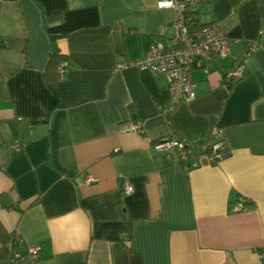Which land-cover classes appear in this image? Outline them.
<instances>
[{"label": "crops", "instance_id": "crops-1", "mask_svg": "<svg viewBox=\"0 0 264 264\" xmlns=\"http://www.w3.org/2000/svg\"><path fill=\"white\" fill-rule=\"evenodd\" d=\"M158 1L0 0V264H264V0L193 6L230 53L194 67L195 96L173 109L164 73L117 67L170 36L177 13ZM249 42L263 47L244 58ZM53 46L67 66L47 81ZM213 127L216 161L186 169L153 148Z\"/></svg>", "mask_w": 264, "mask_h": 264}, {"label": "built area", "instance_id": "built-area-1", "mask_svg": "<svg viewBox=\"0 0 264 264\" xmlns=\"http://www.w3.org/2000/svg\"><path fill=\"white\" fill-rule=\"evenodd\" d=\"M206 1L159 0L157 2L159 7L172 8L177 13L176 18L170 22L172 31L170 36L157 37L139 58L120 59L117 62V67L135 65L139 68H148L154 74L164 73L170 92L167 103L169 109H173L182 99L195 96L196 82L192 75L194 67H201L208 72L211 64L230 53L231 42L226 31L215 22L199 24L192 15L193 6ZM260 47H263L260 42H249L244 50V58L251 56ZM66 66V60H62L58 67L61 77ZM245 68V62L242 61L225 71L223 79L227 82L234 81L244 75ZM121 129L141 132L143 127L140 122L128 121L121 124ZM220 132V128L213 127L194 142L181 136L167 134L156 139L153 148L188 169L200 163L199 153L206 154L212 161L224 156L226 148L222 139L213 138L220 136ZM132 188L128 185L126 190L130 191ZM245 201V198L240 196L232 203L231 208L241 210L245 207ZM38 249V245L30 246L34 257H37ZM257 254L264 259V243L257 248Z\"/></svg>", "mask_w": 264, "mask_h": 264}, {"label": "trees", "instance_id": "trees-1", "mask_svg": "<svg viewBox=\"0 0 264 264\" xmlns=\"http://www.w3.org/2000/svg\"><path fill=\"white\" fill-rule=\"evenodd\" d=\"M60 15L61 12L58 11V12H54L53 14H49L48 17L50 19H53V18H59ZM9 41H10L9 45H12L13 40L9 39ZM3 45H4L3 40L0 39V47ZM64 58H65L64 54L60 52V50L56 46H53V48L49 52V59L44 72V77L47 81H51L59 78L60 71L58 67L60 62L64 60ZM231 84L232 83H229V85Z\"/></svg>", "mask_w": 264, "mask_h": 264}]
</instances>
